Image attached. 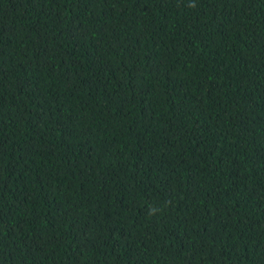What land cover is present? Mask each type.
Instances as JSON below:
<instances>
[{"label":"trees","instance_id":"1","mask_svg":"<svg viewBox=\"0 0 264 264\" xmlns=\"http://www.w3.org/2000/svg\"><path fill=\"white\" fill-rule=\"evenodd\" d=\"M0 264H264V0H0Z\"/></svg>","mask_w":264,"mask_h":264},{"label":"clouds","instance_id":"2","mask_svg":"<svg viewBox=\"0 0 264 264\" xmlns=\"http://www.w3.org/2000/svg\"><path fill=\"white\" fill-rule=\"evenodd\" d=\"M194 6V5H193ZM150 214H152L151 212H150Z\"/></svg>","mask_w":264,"mask_h":264}]
</instances>
